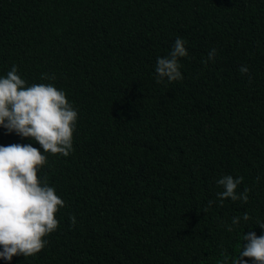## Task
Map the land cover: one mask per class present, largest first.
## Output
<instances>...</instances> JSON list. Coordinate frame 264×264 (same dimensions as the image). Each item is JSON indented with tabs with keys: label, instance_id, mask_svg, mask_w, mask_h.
Listing matches in <instances>:
<instances>
[{
	"label": "trees",
	"instance_id": "1",
	"mask_svg": "<svg viewBox=\"0 0 264 264\" xmlns=\"http://www.w3.org/2000/svg\"><path fill=\"white\" fill-rule=\"evenodd\" d=\"M177 38L183 78L157 83ZM13 66L78 120L70 155L38 173L65 202L58 229L0 264H231L264 235V0H0V77ZM10 144L43 152L0 127ZM226 175L247 203L220 201Z\"/></svg>",
	"mask_w": 264,
	"mask_h": 264
},
{
	"label": "clouds",
	"instance_id": "2",
	"mask_svg": "<svg viewBox=\"0 0 264 264\" xmlns=\"http://www.w3.org/2000/svg\"><path fill=\"white\" fill-rule=\"evenodd\" d=\"M216 54V49L210 50L208 59L214 60ZM187 56L185 41L177 38L169 55L157 59V83L164 79L169 82L182 80L179 59ZM17 73V67L13 66L6 77H0V127L8 133L33 139L43 152L31 144L0 145V259L7 261L13 256H35L46 246L45 238L58 229L56 214L65 202L38 173L47 164L44 153L70 155L78 120V112L65 91L51 83L26 86ZM240 73L247 75L249 68L241 66ZM41 79L54 80L55 77L45 74ZM242 181L243 177L230 175L218 179L217 184L224 189L217 194L220 201L230 198L247 203L250 190L245 188L240 194L236 191ZM212 203L209 201V206ZM70 219L74 225L75 216ZM243 219L248 221L250 217L245 213ZM239 220L234 217L232 225ZM257 225L264 229V223ZM243 240L247 243L231 264H248L249 260L252 264H264V235L249 232L244 234Z\"/></svg>",
	"mask_w": 264,
	"mask_h": 264
}]
</instances>
